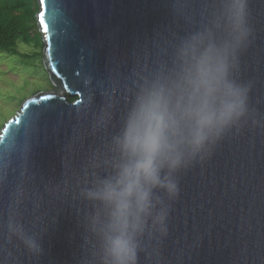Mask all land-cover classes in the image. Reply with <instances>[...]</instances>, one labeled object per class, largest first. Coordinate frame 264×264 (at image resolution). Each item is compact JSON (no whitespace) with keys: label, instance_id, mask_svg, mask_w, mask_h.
Segmentation results:
<instances>
[{"label":"water","instance_id":"obj_1","mask_svg":"<svg viewBox=\"0 0 264 264\" xmlns=\"http://www.w3.org/2000/svg\"><path fill=\"white\" fill-rule=\"evenodd\" d=\"M37 2L44 65L62 91H37L0 130V153L8 161L0 183V264H79L83 170L119 128L133 70L166 59L167 44L191 27L185 16L198 19L205 0ZM248 11L252 36L234 75L251 84L252 115L264 120V0H248ZM89 76L93 85L115 86L119 103L106 128L97 125L99 91L84 86ZM178 178L168 234L147 245L139 264H264V126L249 120L229 131ZM18 185L24 197L16 211L41 235L38 258L6 239L10 192Z\"/></svg>","mask_w":264,"mask_h":264},{"label":"clouds","instance_id":"obj_2","mask_svg":"<svg viewBox=\"0 0 264 264\" xmlns=\"http://www.w3.org/2000/svg\"><path fill=\"white\" fill-rule=\"evenodd\" d=\"M248 0H205L199 18L164 49L166 59L134 69L124 86L125 110L105 151L94 153L78 183L86 209L78 214L83 227L79 264H139L149 243L168 234L171 202L178 197V174L210 156L229 131L239 132L252 115L250 83L235 78L240 52L252 36ZM92 77L102 102L97 125L106 128L119 100L114 85ZM8 161L0 153V183ZM24 189L10 192L4 224L32 257H40L41 235L30 232L16 209Z\"/></svg>","mask_w":264,"mask_h":264},{"label":"rangeland","instance_id":"obj_3","mask_svg":"<svg viewBox=\"0 0 264 264\" xmlns=\"http://www.w3.org/2000/svg\"><path fill=\"white\" fill-rule=\"evenodd\" d=\"M17 42L21 54L0 51V130L19 110L23 100L37 91L52 88L62 91L50 80L43 61L44 42Z\"/></svg>","mask_w":264,"mask_h":264},{"label":"trees","instance_id":"obj_4","mask_svg":"<svg viewBox=\"0 0 264 264\" xmlns=\"http://www.w3.org/2000/svg\"><path fill=\"white\" fill-rule=\"evenodd\" d=\"M38 9L37 0H0V51L17 55L21 54L16 48L17 42L42 44ZM67 98L69 101L75 99Z\"/></svg>","mask_w":264,"mask_h":264}]
</instances>
